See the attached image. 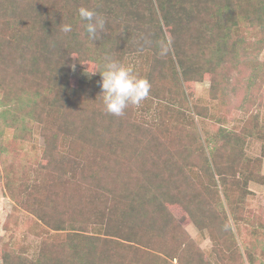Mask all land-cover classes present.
Here are the masks:
<instances>
[{
    "label": "trees",
    "instance_id": "16d2710c",
    "mask_svg": "<svg viewBox=\"0 0 264 264\" xmlns=\"http://www.w3.org/2000/svg\"><path fill=\"white\" fill-rule=\"evenodd\" d=\"M80 7L105 18L94 41ZM62 24L72 31L61 32ZM248 28L264 47V0H0V134L44 137L40 148L31 142L35 168L8 174L6 187L48 227L34 258L0 247L3 264H213L171 205L206 230L220 264H244L230 219L245 220L251 182L264 186V117L203 139L192 110L204 109L184 88L208 78L227 95L218 69L242 58L232 47L247 44ZM108 58L151 85L121 117L104 111L100 95ZM73 59L97 73L73 85ZM248 135L261 142L259 157L246 153ZM5 150L0 140V158Z\"/></svg>",
    "mask_w": 264,
    "mask_h": 264
},
{
    "label": "rangeland",
    "instance_id": "374dc122",
    "mask_svg": "<svg viewBox=\"0 0 264 264\" xmlns=\"http://www.w3.org/2000/svg\"><path fill=\"white\" fill-rule=\"evenodd\" d=\"M243 30V35L247 37V44L237 41L232 47L234 56L237 55L238 59L242 58L236 63H223L218 69L221 76L230 83L226 90L227 95L214 92L208 78L191 82L184 88L188 99L204 109L202 115L192 110L198 133L203 139L214 136L220 129L241 132L253 115H258V118L264 117V67L262 65L264 64V47L260 48L257 45L259 36L252 31L253 28ZM243 47H246V51H243ZM252 59L255 62H251ZM256 62L262 68H256ZM254 70L259 73L258 76H254ZM90 72H95L94 66L86 68L72 60L70 77L73 85L88 82L92 76ZM2 108L0 104V111ZM0 140H3L6 147L3 157L0 158V247L14 249L17 253L34 258L40 249L43 237L41 231L46 226L33 213L21 207L9 196L5 178L14 172L25 175L30 167L35 168L33 166L37 162V152L35 148L33 149V144H37L40 148L44 145V137L35 131L31 141L26 142L14 135L13 128H8L3 135L0 134ZM245 149L250 157H259L261 142L248 135ZM31 172L32 170L27 177ZM183 172L197 182L195 167L184 163ZM261 172L264 174V158ZM249 188L251 192L246 197L243 207L245 220H242L239 225L232 219L230 222L236 234L237 244L243 252V263L250 264L245 248L248 246L253 248V251H250L255 257L254 264H264V186L251 182ZM171 206L172 212L181 221L190 240L205 251L206 258H209L213 264H220L222 256H218L213 251L212 241L206 234V230H200L192 219L187 218L179 205ZM246 243L248 245H245ZM0 264H3L2 259Z\"/></svg>",
    "mask_w": 264,
    "mask_h": 264
},
{
    "label": "clouds",
    "instance_id": "9594fccd",
    "mask_svg": "<svg viewBox=\"0 0 264 264\" xmlns=\"http://www.w3.org/2000/svg\"><path fill=\"white\" fill-rule=\"evenodd\" d=\"M78 15L85 21L84 29L91 40L98 39V34L105 29V18L95 10L80 7ZM60 31L64 34L72 31V25H60ZM167 54V48H163L161 55ZM97 72H90L95 74ZM102 79L100 81L102 103L107 114L121 117L129 106H139L149 95L150 83L134 73L129 66L108 58L99 71Z\"/></svg>",
    "mask_w": 264,
    "mask_h": 264
}]
</instances>
